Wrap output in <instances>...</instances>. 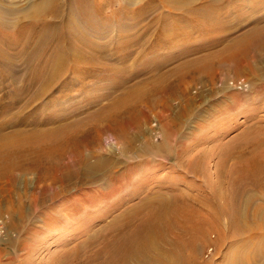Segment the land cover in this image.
<instances>
[{
	"label": "rangeland",
	"instance_id": "374dc122",
	"mask_svg": "<svg viewBox=\"0 0 264 264\" xmlns=\"http://www.w3.org/2000/svg\"><path fill=\"white\" fill-rule=\"evenodd\" d=\"M40 1L31 3L26 0L20 6L21 0H5L2 17L7 23L15 24L21 16L8 15L6 10L25 11L30 4ZM211 8H218L220 15L219 18L213 17V22L210 17L200 15L194 19L178 16L144 20L143 24H154V27L149 38L140 40V44L122 42L128 33L141 31L129 29V32L121 28V21L110 23L100 20L102 40L96 44L115 55L114 58L100 60L101 66L97 63L85 67L81 69L80 76L72 75L49 90V112H44L45 104L35 103V108L42 109L41 114H33L27 118L29 121L25 120L17 127L4 129L0 135L5 134L0 138V155H10L0 164V264H100L104 260L97 254L103 247L101 239L110 233L109 225L113 226L112 221L126 209L133 215L136 209L143 210L133 221L131 229L135 230L148 213L147 204L163 196L175 195L179 200L176 221L190 226V222L183 219L186 215L182 211L193 209L196 214L194 220H209L202 202L209 198L211 188L217 185L216 175L222 165H225L229 176L224 183L229 191L233 192L237 185L242 187L243 184L244 187L246 182L243 181L254 177L250 166L238 164L237 161L241 160L237 158L228 162L224 159L221 163L219 158L211 157L209 165L201 157L189 158L198 152V145L213 142L229 144L234 140L241 145L261 142L260 152L264 154V34L260 35L262 39L256 35L253 40L242 43L241 48L250 54L245 66L246 76L238 74L243 70L240 66L238 72L233 70L234 73H229L230 63L222 61L223 51L228 50L233 41L247 38L253 30L264 27V0H223L211 4ZM184 24H188L186 31L181 28ZM222 26L225 29L220 30ZM19 32L17 27L8 29L2 37L5 42L1 45L2 50L11 57L7 61L20 66V70L15 72V80L7 76L0 79V121L5 122L23 112L24 104L40 87L38 84L25 93L26 96L23 94L18 107H9L11 99L20 98L26 83L24 79H18L26 64L15 56L18 52L22 54V47L35 45L33 41L26 43V38L24 40ZM159 33H164L168 39L172 37L173 45H163L159 49L151 47L158 41ZM9 39L21 48L19 45L9 48L6 45ZM118 43L123 46L116 47ZM84 51L95 54L88 47ZM199 63L200 69L197 68ZM58 67L61 70L68 68L64 64ZM222 78H226L225 83ZM239 81L247 83V91L237 90L231 84ZM239 96L250 97L251 102L241 113L245 117H239L238 125L243 128L234 133L230 112L221 111L214 105L222 99H237ZM204 108H211L209 117L196 122L194 110L202 111ZM48 113L49 127H32L31 123L39 117L43 121ZM47 128L49 130H45ZM247 128H253L255 133H244ZM48 148L51 152L61 149V154L53 152L49 161L42 160L41 165L34 169L39 157L34 154L29 158V153H43ZM179 152L184 160L182 164L178 163L176 156ZM198 160L204 170L190 165L189 161ZM50 161L69 170H76L88 162L90 167L97 166V169L86 173L97 172L99 181L92 183L82 174L62 180L59 179L61 173H58V181H52V176L57 173L49 171L47 175L45 172ZM12 164L17 167L5 173L6 165ZM183 173L186 177L193 176L189 173H196V176H206L209 180L185 179ZM44 175L49 179L42 180ZM259 177L264 178V170ZM122 182L123 187L119 185ZM107 183L112 184V188ZM102 193H110L113 198L102 199L103 203L95 207L85 204L86 200ZM257 203L262 205L260 201ZM74 208L81 209L82 213L85 209L86 212L70 218ZM224 221L219 229L227 234L225 237L223 233L222 237L219 235L214 225L204 228L209 233L206 231L207 237L198 240L199 261L202 264H231L233 256L241 258L243 255L242 258H251L246 264H264V239L260 237L264 229L259 230L260 238L251 241L250 234H247L239 240L230 234L232 228L226 227ZM95 231L99 232L96 242L89 243ZM242 243L251 253L237 251L228 256L234 244L237 248Z\"/></svg>",
	"mask_w": 264,
	"mask_h": 264
},
{
	"label": "bare ground",
	"instance_id": "6f19581e",
	"mask_svg": "<svg viewBox=\"0 0 264 264\" xmlns=\"http://www.w3.org/2000/svg\"><path fill=\"white\" fill-rule=\"evenodd\" d=\"M33 1L35 0H32V2ZM221 1L223 0H41L39 3L35 2L36 4H30L26 10L24 9L25 11H17V9L10 10L6 5L8 9L6 10V13L8 15L16 17L21 16L16 19L18 22L15 21V24H11L7 23L2 17L5 0H0V79L7 76L15 80V77H17L15 76V72L16 70H20V66L18 67L17 65H14L12 61H7V59L11 57L5 55L2 50L1 45L5 44L3 41L4 33L8 29L13 30V28L15 29L17 27V30L21 31L19 32V35L21 34L20 36L24 40L26 38V43H31L32 41L35 42V45L33 44L34 47L32 48L30 45L28 48H21L17 42L15 44V41L10 39L6 44L11 49H13L15 45H19L22 54L18 52L15 57H17V59L20 58L26 64V67L23 69V74H17L19 80L24 79L26 81L25 86L22 92L20 91V98L16 96V98L9 101V107H14L20 102L22 103V95L29 93L33 87L40 84L37 92L35 94L33 93L34 95H32L31 99L24 104L23 112L14 116L11 121H0V135L1 133L3 134V131L7 126L17 127L25 120L29 121L27 118H31L33 114H41L42 109L35 108V103L41 102L45 104L46 111L44 112H49V97H47V92L54 89L59 82L67 80V78L72 75L80 76L81 69L91 65L93 66V64H97L100 60H110L114 58L115 55H111L106 49H103L96 44L102 40L100 33V20L109 21L110 23L121 21L123 22H120L121 28L127 31H129V29L130 31H141L139 33H128L129 36L124 42H122L123 44H132L133 42L139 43L140 40V42H142L147 37L149 38L151 30H153L154 27V24H143L144 20H149V18H151L152 20L157 21L160 19L176 18L178 16H185L194 19L200 15L206 18L210 17V20L213 22V17L216 16L219 18L220 15L216 10L218 8L212 10L211 4L220 3ZM29 2L31 1L29 0ZM197 4H199V7H197ZM107 6H111V8H107ZM133 20H135V23H133ZM76 21L78 25L75 23ZM217 24L218 26L220 25L219 23ZM169 27L171 28V26ZM186 27H188V24L181 26L184 31H186ZM105 28L106 27L104 26L103 29ZM221 29L225 28L222 26L220 30ZM262 34H264V27L257 28L253 30L249 37L243 38V40L237 39L233 41L232 44L227 47L228 50L226 49L223 51L222 61L224 64L230 63V69H228L229 73L230 71L234 73L233 70L238 72V67L247 63L249 51H246L244 47L241 48L242 43L245 44L244 42L253 40L254 36H260ZM88 36L90 38H86ZM158 36V41L152 44L151 47L159 49V47L163 45H173L174 42L172 37L168 39L164 33H159ZM123 44L118 43L116 47L123 46ZM85 47L90 48L95 54L92 55L85 52ZM209 63L210 60H208V64ZM59 64H64L65 67L67 65L68 68L61 70L58 67ZM217 64L218 63H216V65ZM98 65L101 66L100 63H98ZM199 66L200 63L197 67L200 69ZM218 66H220V64H218ZM199 69H197L198 72ZM221 81L225 83L226 78H222ZM214 83L215 82H212L213 85ZM40 120L39 117V119H36V121L31 123L32 127L39 125L49 127V113L43 121ZM45 130L49 129L47 128ZM2 136H0V138H3ZM55 151H58L57 153L59 155L61 154V149L53 150V152ZM53 152H51V150L49 151L48 148L47 150H44L43 153L31 152L27 155L29 158L34 154L39 157V161L35 165L36 167H33L36 169L41 165L40 162L42 160L49 161V157L52 156ZM20 154L22 155L23 153ZM7 155L10 154L7 153L5 156L0 155V164L3 158ZM189 162L190 165H196L197 168H204L199 160ZM49 163L50 166L47 167V170L45 171L46 174L49 175V171L57 173L56 175L53 173L52 181H58V175H60L58 173H61V178L59 179L62 180L71 179L73 176L79 177V175L82 174L81 176H86L85 178L92 183L99 181L97 172L92 171L86 173V171L94 170L95 167H97H90L88 162H86L85 165L84 163L81 164L76 170H74V168L72 170L63 168L59 163L55 164L53 161H50ZM15 164L6 165L5 171H3L5 173H10L13 168L17 167ZM222 166L223 168L221 171L219 169V172L216 175L219 180V183L217 182L218 186L215 185L214 188H211L212 193L209 195V198L206 199L205 202H202L203 206L207 208L210 216L209 220L205 218H203L204 220L202 218L201 220H194L196 214L193 209H184L182 213H185L186 217L183 216V219L186 218V220L190 222V226L187 224L180 225V223L176 221V217L178 216L176 204L179 200L175 195L169 197L163 196L160 197L161 199H155L147 204L146 210L148 213L142 218L140 225L136 227L135 230L131 229L133 221L137 215L139 216L143 213V210L136 209L135 212H137L133 215L130 210L126 209V211L122 212L120 216L112 221L113 226L109 225L111 227L110 233L101 239L103 247L97 252V254L100 259L104 260H102L100 264H202V262L199 261L201 253L198 240L202 237L204 239L207 237V230L205 231L204 229L206 225H214V228H218L221 237L222 233L224 237L227 236L224 231L219 229L221 225L223 226L224 218H226V221H224L226 227L232 228L230 234L236 235V238L239 240L244 239L247 234H250L251 241L257 239L259 237V230L261 228L264 229V178L259 177L264 170V161L250 165L249 170L254 173V177L246 178L243 181V183L246 182L244 187L243 184L242 187L237 185L233 192L224 187L226 185L224 183L229 179V176L227 175L228 173L225 172V165ZM0 170H2V166H0ZM47 175H44L41 179L44 181L45 178L46 180L49 179V176L45 177ZM99 179H101V177H99ZM107 184L112 188V184ZM119 185L123 187L124 182ZM113 186L117 187V184H113ZM110 198H113L110 193H102L100 196L86 200L85 204L87 203L86 205L95 207L98 203H103L101 202L102 199L107 200ZM194 200L197 201V199ZM259 201L262 202V205L257 203ZM75 208L73 214L69 215L70 218L77 214H85L86 212L85 209L82 213L81 209ZM207 232L209 233V230ZM98 235L99 232L95 231L91 236L89 243L96 242L95 237ZM260 237L264 239V233ZM244 247L245 243H242L237 248L236 244H234L232 251L228 256L231 257L232 252L250 251L245 250L246 248ZM252 253L254 254L255 251H252ZM242 257L234 258L233 256L231 264H238V262L246 264V261L251 260V258L248 260V257Z\"/></svg>",
	"mask_w": 264,
	"mask_h": 264
},
{
	"label": "crops",
	"instance_id": "0c3cea01",
	"mask_svg": "<svg viewBox=\"0 0 264 264\" xmlns=\"http://www.w3.org/2000/svg\"><path fill=\"white\" fill-rule=\"evenodd\" d=\"M240 40H243L241 38ZM247 63L244 65H241L240 68L243 69L241 70L240 73H238L240 76H246L248 74L247 72V67L245 68ZM246 70V71H244ZM251 102L250 97H237V99H222L220 101H217L214 106L217 108L222 109L221 111H226L230 112L231 117H232V131L236 133L237 130L243 128V126H239V117H245V115H242L241 113L245 112L247 109L244 108V106L248 103ZM219 109V110H220ZM211 112V108H204L202 111L194 110V119L196 122H201L203 119H207L209 117V113ZM241 114V115H240ZM253 128H247L244 133H255V130H252ZM263 144L261 142H247L244 145H241L238 141H232L229 144H222V142H213V143H208V144H203V145H198L196 146L198 152L192 153L189 158L194 159L197 157H201L203 161H206V164L209 165V159L212 157H216L220 159V162L223 163L224 159L228 162L231 158H237L241 161H237L238 164L242 163L243 165L246 164L247 166H250L255 163H259L264 158V154L260 152V148H262ZM195 148V149H196ZM176 156L179 159L178 163H183V158L181 157V152L177 153ZM211 173V172H210ZM209 173V174H210ZM185 179L191 178L192 180H209L206 176H196V173H189L192 174L193 176H185ZM213 175V173L211 174ZM211 180H214V177L211 178Z\"/></svg>",
	"mask_w": 264,
	"mask_h": 264
},
{
	"label": "built area",
	"instance_id": "2783aa9c",
	"mask_svg": "<svg viewBox=\"0 0 264 264\" xmlns=\"http://www.w3.org/2000/svg\"><path fill=\"white\" fill-rule=\"evenodd\" d=\"M232 85H235V88L237 89V90H240V91H247V89H248V85H247V83H244L243 81H239V82H237L236 84L234 83V82H232L231 83ZM240 87H242V88H240Z\"/></svg>",
	"mask_w": 264,
	"mask_h": 264
},
{
	"label": "clouds",
	"instance_id": "9594fccd",
	"mask_svg": "<svg viewBox=\"0 0 264 264\" xmlns=\"http://www.w3.org/2000/svg\"><path fill=\"white\" fill-rule=\"evenodd\" d=\"M24 3H26V0H21V5L20 6H23Z\"/></svg>",
	"mask_w": 264,
	"mask_h": 264
}]
</instances>
